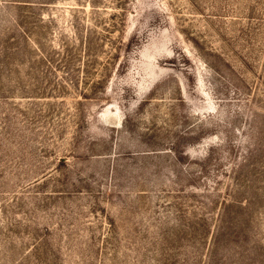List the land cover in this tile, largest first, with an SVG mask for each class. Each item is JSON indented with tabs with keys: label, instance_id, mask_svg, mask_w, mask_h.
Instances as JSON below:
<instances>
[{
	"label": "rangeland",
	"instance_id": "1",
	"mask_svg": "<svg viewBox=\"0 0 264 264\" xmlns=\"http://www.w3.org/2000/svg\"><path fill=\"white\" fill-rule=\"evenodd\" d=\"M0 264H264V0H0Z\"/></svg>",
	"mask_w": 264,
	"mask_h": 264
}]
</instances>
